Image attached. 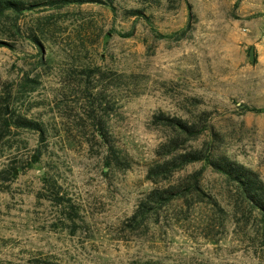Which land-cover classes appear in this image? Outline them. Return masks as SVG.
Wrapping results in <instances>:
<instances>
[{
    "label": "rangeland",
    "instance_id": "obj_1",
    "mask_svg": "<svg viewBox=\"0 0 264 264\" xmlns=\"http://www.w3.org/2000/svg\"><path fill=\"white\" fill-rule=\"evenodd\" d=\"M0 39V122L8 105L47 129L0 145V168L20 166L0 182V264H264V216L236 184L203 161L148 175L178 137L264 180V112L247 109L264 108V0L40 6L0 15ZM97 121L128 167L107 165ZM166 188L181 193L149 199Z\"/></svg>",
    "mask_w": 264,
    "mask_h": 264
},
{
    "label": "trees",
    "instance_id": "obj_2",
    "mask_svg": "<svg viewBox=\"0 0 264 264\" xmlns=\"http://www.w3.org/2000/svg\"><path fill=\"white\" fill-rule=\"evenodd\" d=\"M117 2L118 0H0V15H5L7 12H11L14 15H20L40 6L59 8L71 4L85 3L104 4L110 7L114 12H116ZM125 14L126 16H140L144 14V12L141 9H128ZM32 38L38 41L37 36H33ZM5 44H8V42L0 39V46H3ZM247 109L256 112H264V108L248 107ZM156 117L160 122H163L175 128L181 134V138H183L184 136L197 135L203 131L201 125L196 123L190 124L181 118L171 117L165 114H159ZM96 124L99 127V134L103 138V143L108 150L107 165L116 166L119 164L121 168L128 167L129 165H126L125 163L126 159L124 157H121L117 153L115 145L112 143L103 121H97ZM15 127L35 130L39 134L42 141L46 140L47 129L43 123L30 119L27 116L15 111L11 112L9 106L5 105L4 114L2 115L0 122V145L5 137ZM178 140V137L171 139L168 145L170 146L172 143H174V145H171V147L166 151L167 154H172L171 157L165 159L163 162L152 165L148 173L149 178L166 175L171 171L188 163L203 161L206 165H210L215 171L221 173L228 180L236 184L240 189L242 197L249 203L250 206L260 211L264 216V180L261 178L260 174L257 171L225 155L215 154L212 151L211 146L209 148L196 147L180 152H175L180 148L182 144ZM41 156V150L39 148L36 149L30 155V159L28 160L26 167L24 168L33 167L34 164L41 160ZM19 167L20 166L18 165L11 166L10 163H7L3 167H1L0 182L10 180L12 177H15V171L19 169ZM180 193L181 191L177 190L176 188H166L161 190L153 189L149 193V199L152 201L164 202L174 198ZM26 264L63 263L51 261L48 259L35 258L29 260Z\"/></svg>",
    "mask_w": 264,
    "mask_h": 264
}]
</instances>
